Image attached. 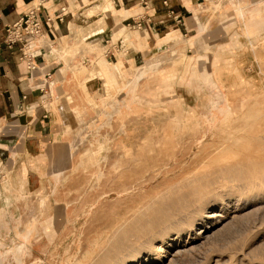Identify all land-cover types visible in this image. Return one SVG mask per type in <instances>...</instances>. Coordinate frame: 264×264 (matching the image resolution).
Returning <instances> with one entry per match:
<instances>
[{"label":"rangeland","instance_id":"obj_1","mask_svg":"<svg viewBox=\"0 0 264 264\" xmlns=\"http://www.w3.org/2000/svg\"><path fill=\"white\" fill-rule=\"evenodd\" d=\"M227 2L205 0L200 15L235 6ZM256 2L250 16L207 27L197 44L172 32L164 50L140 69L104 57L87 61L88 52L104 48L78 47L83 59L63 75L104 77L101 93L87 99L108 112L93 131L86 109L77 111L76 163L64 192L53 195L51 218L33 226L31 241L23 231L6 236L11 240L0 242V264H264V0ZM110 3L102 0L93 13ZM105 25L101 17L77 38ZM59 72L53 90L64 91ZM235 163L245 168L226 172ZM191 178L210 184L208 200L181 210L165 205L157 212L167 209L173 217L149 229L145 219L156 212L147 206L183 190ZM132 225L140 232L127 230Z\"/></svg>","mask_w":264,"mask_h":264},{"label":"crops","instance_id":"obj_2","mask_svg":"<svg viewBox=\"0 0 264 264\" xmlns=\"http://www.w3.org/2000/svg\"><path fill=\"white\" fill-rule=\"evenodd\" d=\"M203 1L110 0V9L101 8L87 15L90 6L102 0H0L1 243L11 240L6 236L18 231L24 232L25 241H31L35 232L32 227L51 218L53 195L64 192L63 181L76 163L74 142L81 125L77 111L86 109L85 121L93 131L100 116L108 112L107 107L101 112L95 109L87 99L88 94L96 95L103 90L105 78L100 74L87 77L86 72H68L61 83L64 91L53 90L59 83L55 82L58 72L64 74L70 65L83 59L78 47L93 42L104 48L102 54L88 52L87 61L104 57L115 66L121 61L126 66L142 65L148 57L164 50L168 43L163 40L172 32L190 35L197 44L209 31L207 27L223 28L229 18L237 21L245 12L248 16L257 3V0H228L227 3L235 4L230 10L208 11L201 16ZM38 2L45 34L32 49L35 66L31 67L21 58V44L9 47L4 37L6 28ZM170 9L180 14L184 23L176 22L169 15ZM207 15L209 19L205 18ZM101 17L106 23L103 29L96 28L77 38L78 24ZM141 18L146 23L141 28L133 27ZM66 47L71 48L70 57L65 55Z\"/></svg>","mask_w":264,"mask_h":264},{"label":"bare ground","instance_id":"obj_3","mask_svg":"<svg viewBox=\"0 0 264 264\" xmlns=\"http://www.w3.org/2000/svg\"><path fill=\"white\" fill-rule=\"evenodd\" d=\"M110 5H112L111 3H110ZM96 6H98V3L97 4H95V5H93V6H90V8L88 9V11H87V15H92L93 14V8H95ZM82 12V11H81ZM95 12V11H94ZM97 12V11H96ZM95 21H90L89 23H85V24H83V23H81L80 25H78L77 26V29H76V34L78 35V33H80V31L82 32L83 30H84V28H86V27H88V26H90V25H92L93 23H94ZM46 38V37H45ZM48 41H49V39H48ZM50 45H52V44H50ZM55 47H57V46H55ZM67 48V47H66ZM68 48H70V47H68ZM68 48L65 50V52L68 50ZM262 49H264V45L261 47ZM63 50H64V47L62 48ZM71 50V49H70ZM52 51V50H51ZM148 61V60H147ZM154 61V60H153ZM151 62H149V64H150ZM108 64V63H107ZM148 65V64H147ZM142 66H143V64L142 65H139L138 66V69H140V68H142ZM63 70V69H62ZM140 77H141V75H139ZM138 76V77H139ZM59 77L60 78H62L63 77V74H61L60 72H59ZM139 77V78H140ZM55 86V85H54ZM232 97V96H231ZM251 113L252 112H254V110H252V111H250ZM91 127H89L88 129H90ZM217 144H218V141L217 140H215V141H212V143L210 144V147H212V146H217ZM207 148V146L205 147V145H202V147H201V151H204L205 149ZM250 156V155H249ZM250 167L251 166V164H247L246 165V167ZM245 168V165H240V164H238V163H235V164H230L229 166H227V168H226V172H241V170H243ZM193 179V180H192ZM191 180L192 181H194V178H191L190 179V181H188L186 184H184L183 185V190H180V189H174L172 192V194L173 195H169V197H166L167 195H164V199H165V197H166V199L164 200V201H162V202H160L159 204H152V205H148L147 206V208L146 209H151L152 210V212H156V214L155 213H153V214H155L154 216L155 217H153V216H150V217H148L147 218V216H146V218L147 219H145V220H147V221H145V223L144 224H146V225H148V228L150 229V228H154V227H156L157 225H159V224H161V223H164V222H167L168 221V219L170 218V216L171 215H173V214H166L165 212L167 211V209H165V211H163L164 213V215H162V216H160L159 215V213L157 212V211H161L162 209L161 208H165L164 206L165 205H173V206H176L177 207V210L179 209V210H181V209H187L189 206L190 207H192L191 205H193V204H199V203H203V202H205V201H207L208 200V197H206L207 195H208V193H209V190H210V188H209V186L208 185H210L206 180H204L203 178L202 179H200V178H196L195 179V181H196V183H194V182H191ZM186 181V180H185ZM179 188V187H178ZM172 189H173V187H172ZM171 190V189H170ZM169 193V192H168ZM166 194V193H165ZM39 195V194H38ZM44 196V195H43ZM159 201H161V200H159ZM41 202V201H40ZM175 202H177V204L175 203ZM41 205V204H40ZM39 205V206H40ZM31 206V205H30ZM43 207H44V205H43ZM175 207V208H176ZM30 208V207H29ZM148 209V210H149ZM173 209V208H172ZM190 209V208H189ZM34 210V209H33ZM169 210H171V209H169ZM176 210V209H175ZM29 211V210H28ZM30 211H31V209H30ZM143 211H145V210H143ZM142 212V211H141ZM149 212H151V211H149ZM162 212V211H161ZM171 212V211H170ZM145 213V212H144ZM172 213V212H171ZM174 213V212H173ZM152 214V215H153ZM175 214V213H174ZM183 214V213H182ZM143 215V214H142ZM178 215V214H177ZM38 216V215H37ZM42 216V215H41ZM46 216V215H45ZM31 217V216H30ZM152 217V218H151ZM173 216H171V218H172ZM175 218L176 217H179V215L178 216H174ZM136 218H137V216L135 217V218H133L132 220H136ZM143 218H145V216L143 217ZM29 219V218H28ZM139 218H137V220H138ZM22 220H23V218H22ZM131 220V221H132ZM129 221H130V219H129ZM128 221V222H129ZM131 221H130V223H131ZM140 221V220H139ZM171 221V220H170ZM139 223V222H138ZM128 224V223H127ZM132 224V223H131ZM137 225V226H136ZM135 225V227L136 228H139V225H140V223H139V225L138 224H136ZM143 225V224H142ZM38 226V225H37ZM128 226H130V224L128 225ZM134 225H132V227H130V228H133V229H127V227L126 228H123L122 227V229H123V233H124V229H127V230H132L134 233L135 232H140L139 230H141V227L139 228V230L138 229H136L135 227H133ZM160 226V225H159ZM39 227V226H38ZM144 228H145V226H143ZM142 227V229H144ZM158 227V226H157ZM33 228V227H32ZM121 228V227H120ZM147 228V227H146ZM118 229L119 228H117V232H119L120 231V229H119V231H118ZM156 228H154V230H155ZM146 230V229H145ZM116 232V233H117ZM120 232H122V231H120ZM123 233L122 234H120V236L121 235H123ZM128 233H131V231L129 232L128 231ZM133 233V234H134ZM141 233H143V231L141 232ZM38 234H39V232H38ZM126 234V233H125ZM124 234V235H125ZM37 235V234H36ZM115 235V234H114ZM114 235H113V237H114ZM118 235V234H117ZM139 235V234H138ZM22 236V235H21ZM21 236H20V238H21ZM40 236V235H39ZM129 235L127 234V237H128ZM136 236V235H135ZM143 236V235H142ZM118 238H119V235L117 236ZM116 237V238H117ZM126 237V236H125ZM131 239L130 240H133V242H134V239H132V237L131 236H129ZM134 237V236H133ZM138 237V236H137ZM140 237H141V235H140ZM121 238H123V237H121ZM38 240V239H37ZM40 240H41V237H40ZM125 240V239H124ZM123 240V241H124ZM135 240H137V239H135ZM141 240V239H140ZM114 241V240H113ZM111 242V243H113V245H115L114 243L115 242ZM119 241V240H118ZM118 241H117V243H118ZM120 241H122V239L120 240ZM119 241V243H121ZM137 241H139V240H137ZM136 241V242H137ZM143 241V240H142ZM36 242V241H35ZM131 242V241H130ZM132 242V243H133ZM135 242V243H136ZM111 243H109V245L111 244ZM116 243V244H117ZM124 243V242H123ZM121 244V245H124V244ZM138 243V242H137ZM140 243V242H139ZM130 244V243H129ZM128 244V245H129ZM134 244V243H133ZM119 244H117V245H115V246H118ZM125 245H127V244H125ZM124 245V246H125ZM127 245V246H128ZM48 246V245H47ZM111 246H112V244H111ZM114 246V247H115ZM120 246V245H119ZM118 246V249L121 251V248ZM127 246L125 247L126 249H127ZM107 247V246H106ZM109 247V246H108ZM48 248V247H47ZM130 248V247H129ZM134 249H135V246H134ZM114 251L115 250H117V249H113ZM113 251V253H115ZM119 251V252H120ZM126 251V250H125ZM88 252V251H87ZM105 252H107V251H105ZM104 252V253H105ZM118 253V252H117ZM106 254V253H105ZM125 254H126V252H125ZM107 255H108V257L107 258H109V254L107 253ZM114 255V254H113ZM120 255H121V253H120ZM116 257H117V255H116ZM103 257H101L100 256V259H102ZM115 258V257H114ZM113 258V259H114ZM106 258L104 257V260H105ZM112 259V258H111ZM110 259V260H111ZM76 260V259H75ZM106 261V260H105ZM78 262V261H77ZM99 262H102V260L100 261L99 260ZM99 262H97V264H99ZM111 262V261H110ZM75 263V262H74ZM73 263V264H74ZM112 263V262H111ZM123 264H131L130 262H124Z\"/></svg>","mask_w":264,"mask_h":264},{"label":"built area","instance_id":"obj_4","mask_svg":"<svg viewBox=\"0 0 264 264\" xmlns=\"http://www.w3.org/2000/svg\"><path fill=\"white\" fill-rule=\"evenodd\" d=\"M144 4L146 7L149 6L147 2ZM169 15L173 16L176 22L184 23L183 17L175 13L173 9L169 10ZM59 18L63 19L62 16H59ZM48 19L52 20V17L49 16ZM145 23L146 20L141 18L139 21H135L133 27L141 28ZM44 34V19L41 11V2H38L26 11L17 21L11 23L6 28L4 42L9 47H13L20 43V49L22 51L21 58L26 60L31 67H34L32 49L39 41L43 40Z\"/></svg>","mask_w":264,"mask_h":264}]
</instances>
